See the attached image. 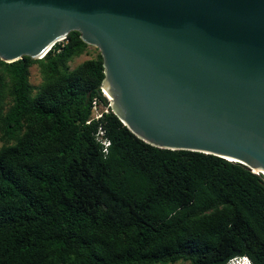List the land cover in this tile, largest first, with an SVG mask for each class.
<instances>
[{
    "label": "trees",
    "instance_id": "obj_1",
    "mask_svg": "<svg viewBox=\"0 0 264 264\" xmlns=\"http://www.w3.org/2000/svg\"><path fill=\"white\" fill-rule=\"evenodd\" d=\"M103 80L78 32L42 59L0 60V264H264V176L146 144ZM95 100L108 112L88 124Z\"/></svg>",
    "mask_w": 264,
    "mask_h": 264
},
{
    "label": "water",
    "instance_id": "obj_2",
    "mask_svg": "<svg viewBox=\"0 0 264 264\" xmlns=\"http://www.w3.org/2000/svg\"><path fill=\"white\" fill-rule=\"evenodd\" d=\"M71 32L146 144L264 176V0H0V60L42 59Z\"/></svg>",
    "mask_w": 264,
    "mask_h": 264
},
{
    "label": "built area",
    "instance_id": "obj_3",
    "mask_svg": "<svg viewBox=\"0 0 264 264\" xmlns=\"http://www.w3.org/2000/svg\"><path fill=\"white\" fill-rule=\"evenodd\" d=\"M62 41H64V40H62ZM101 91H102V94L104 95L105 99L109 103V108H110L111 99L104 92L102 87H101ZM107 112H108V107H106V108L102 107L100 105V103H98L95 100L93 102L91 119L88 121V124L91 123L92 121H99L102 117V114L107 113ZM96 140L98 143H100L103 146V152L106 153L107 147L109 145V141L105 138V132L101 127L98 128V132L96 133ZM227 264H251V262L249 261V259L247 257H241V258L231 259Z\"/></svg>",
    "mask_w": 264,
    "mask_h": 264
},
{
    "label": "rangeland",
    "instance_id": "obj_4",
    "mask_svg": "<svg viewBox=\"0 0 264 264\" xmlns=\"http://www.w3.org/2000/svg\"><path fill=\"white\" fill-rule=\"evenodd\" d=\"M95 54L96 52L94 50H91L88 55H84L81 58L75 60V62L71 64V67L74 68L75 66L81 64L82 62L91 59ZM30 82L35 87L39 86L41 83V78H40V75H39V72L36 66L30 69ZM0 147H1V144H0ZM175 264H185V263L180 261Z\"/></svg>",
    "mask_w": 264,
    "mask_h": 264
},
{
    "label": "clouds",
    "instance_id": "obj_5",
    "mask_svg": "<svg viewBox=\"0 0 264 264\" xmlns=\"http://www.w3.org/2000/svg\"><path fill=\"white\" fill-rule=\"evenodd\" d=\"M239 258H241V257H239Z\"/></svg>",
    "mask_w": 264,
    "mask_h": 264
}]
</instances>
